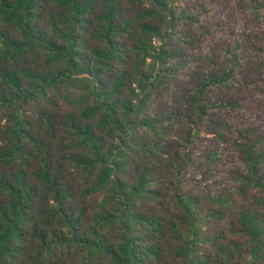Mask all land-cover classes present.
<instances>
[{"label": "trees", "instance_id": "trees-1", "mask_svg": "<svg viewBox=\"0 0 264 264\" xmlns=\"http://www.w3.org/2000/svg\"><path fill=\"white\" fill-rule=\"evenodd\" d=\"M0 264H264V0H0Z\"/></svg>", "mask_w": 264, "mask_h": 264}]
</instances>
